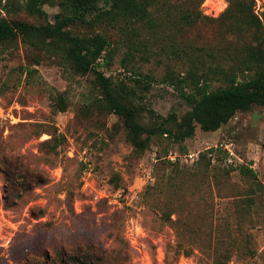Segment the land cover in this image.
Wrapping results in <instances>:
<instances>
[{
	"label": "rangeland",
	"instance_id": "rangeland-1",
	"mask_svg": "<svg viewBox=\"0 0 264 264\" xmlns=\"http://www.w3.org/2000/svg\"><path fill=\"white\" fill-rule=\"evenodd\" d=\"M58 1L43 5L49 22L60 11ZM22 2L3 0L0 16L44 23L19 9ZM176 3L204 17L181 33H140L135 41L149 47L150 61L140 57L144 48L116 43L110 27L72 28L110 39L109 65L101 70L135 90L145 124L172 112L180 118L190 109L162 81L165 63L176 73L198 59L226 67L220 52L249 38H233L217 20L225 0ZM254 3L264 18V0ZM164 44L183 58L164 59ZM211 49L213 57L206 54ZM128 51L132 57L124 60ZM56 94L66 98L65 111H53L50 96ZM102 101L93 73L76 74L20 37L0 41V264L55 261L60 252L73 254L89 244L103 251L101 264H264V106L237 112L215 131L197 125L181 143L154 136L146 149L136 150L120 116ZM250 194L252 220L242 221Z\"/></svg>",
	"mask_w": 264,
	"mask_h": 264
},
{
	"label": "trees",
	"instance_id": "trees-1",
	"mask_svg": "<svg viewBox=\"0 0 264 264\" xmlns=\"http://www.w3.org/2000/svg\"><path fill=\"white\" fill-rule=\"evenodd\" d=\"M2 1L1 9L5 7ZM49 1L23 0L17 6L30 15L42 17L44 23L32 24L0 16V41L20 37L27 46L57 58L62 66L76 74L93 73L102 92L103 107L120 116L125 138L136 150L146 149L154 136H165L181 143L194 135L197 125L203 131H215L237 112L248 110L253 105L264 106V18L256 14L254 0H225L227 7L217 18L233 38L249 36L245 42L238 39L220 52V56L223 53L224 59L229 61L228 66L206 64L201 59L193 63L190 57L192 68L176 73L167 63L164 64L162 81L178 90L190 109L180 118L172 112L166 117L150 119L147 124L140 119L144 107L134 99L135 90L125 84L114 83L111 76L101 70L109 65L113 47L110 39L97 31L77 34L72 28L110 27L119 36L116 43H125L129 49L144 48L140 57L150 61L154 54L149 47L135 41L140 33L157 34L160 30L163 33V28L181 33L192 28L204 16L199 11L193 14L189 8H181L176 0H59L60 11L54 14L53 22H49L43 9ZM10 5L15 4L10 2ZM155 14L163 16L164 22ZM199 49L203 50L202 47ZM155 53L161 54L158 50ZM206 54L214 56L212 49ZM128 55L132 57L128 51L123 59L126 60ZM166 58L181 60L183 55L176 51L168 53L164 44ZM134 81L140 84L139 80ZM147 85L143 82L140 87L147 89ZM50 99L53 111H65L66 98L62 94L51 95ZM242 172L249 173L251 180L256 181L250 168L243 167ZM256 184L260 185L258 181ZM253 203V194H250L240 214L242 221L252 220ZM166 219L172 224L177 222L170 215ZM102 254L100 248L89 244L73 254L60 252L55 261L45 259L41 264H101Z\"/></svg>",
	"mask_w": 264,
	"mask_h": 264
},
{
	"label": "built area",
	"instance_id": "built-area-1",
	"mask_svg": "<svg viewBox=\"0 0 264 264\" xmlns=\"http://www.w3.org/2000/svg\"><path fill=\"white\" fill-rule=\"evenodd\" d=\"M169 157L171 158V159H173L174 157H172L171 155H169Z\"/></svg>",
	"mask_w": 264,
	"mask_h": 264
},
{
	"label": "bare ground",
	"instance_id": "bare-ground-1",
	"mask_svg": "<svg viewBox=\"0 0 264 264\" xmlns=\"http://www.w3.org/2000/svg\"><path fill=\"white\" fill-rule=\"evenodd\" d=\"M208 1H206V4H207Z\"/></svg>",
	"mask_w": 264,
	"mask_h": 264
}]
</instances>
